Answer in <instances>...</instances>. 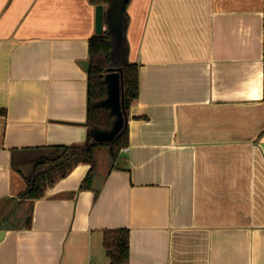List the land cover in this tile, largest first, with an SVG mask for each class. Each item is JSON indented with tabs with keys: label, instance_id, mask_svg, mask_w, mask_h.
Returning a JSON list of instances; mask_svg holds the SVG:
<instances>
[{
	"label": "crops",
	"instance_id": "1",
	"mask_svg": "<svg viewBox=\"0 0 264 264\" xmlns=\"http://www.w3.org/2000/svg\"><path fill=\"white\" fill-rule=\"evenodd\" d=\"M126 12L140 81L128 151L96 149L91 189V165L68 160L43 197L20 200L37 161L88 139L96 6L0 0V215L10 198L29 208L0 220V264H110L104 232L119 228L129 264H264V0Z\"/></svg>",
	"mask_w": 264,
	"mask_h": 264
},
{
	"label": "trees",
	"instance_id": "2",
	"mask_svg": "<svg viewBox=\"0 0 264 264\" xmlns=\"http://www.w3.org/2000/svg\"><path fill=\"white\" fill-rule=\"evenodd\" d=\"M93 5H108L110 0H89ZM129 22L127 12L125 13V28ZM105 24L107 20L105 18ZM88 68V139L83 145H63L56 147V155L37 161L32 174L27 178L28 187L20 194V200L38 199L45 195L46 187L53 183L51 172L53 168L63 166L66 161L74 160L78 163H88L91 168L82 181V189L94 187L96 174L95 151L98 148H107L112 160L115 161L120 152L129 145L128 123L113 141L96 142L93 136L95 130H110L116 119V115L104 104L108 96L106 74L111 67H121L124 77V106L127 113L131 105L138 99L140 93L139 65L128 59V46L125 38L121 43L115 40L109 28L102 34H95L89 40ZM4 110H0L3 114ZM16 199H7L1 209L0 220L14 206ZM32 220L29 221V227ZM8 228L7 226H3ZM104 247L110 264H129L130 260V231L127 228L107 229L104 232Z\"/></svg>",
	"mask_w": 264,
	"mask_h": 264
},
{
	"label": "water",
	"instance_id": "3",
	"mask_svg": "<svg viewBox=\"0 0 264 264\" xmlns=\"http://www.w3.org/2000/svg\"><path fill=\"white\" fill-rule=\"evenodd\" d=\"M130 0H110L109 6L105 9L104 5L96 6V32L102 34L104 32L105 18L110 33L119 43L124 39L125 13ZM89 68L90 62L84 63ZM106 82L108 86V96L104 100V104L111 109L116 115L114 125L110 130H95L93 136L96 142L113 141L128 123V113L124 106V77L121 67H111L106 74ZM88 124V123H87ZM5 230H0V241L5 236Z\"/></svg>",
	"mask_w": 264,
	"mask_h": 264
},
{
	"label": "rangeland",
	"instance_id": "4",
	"mask_svg": "<svg viewBox=\"0 0 264 264\" xmlns=\"http://www.w3.org/2000/svg\"><path fill=\"white\" fill-rule=\"evenodd\" d=\"M106 7H108V5H106ZM105 151H109L107 148H105ZM11 210H15V216L18 217L20 215H22V217H26L29 214V208L28 207H24V209L21 208V206L19 205H15L11 208ZM9 210L8 213L11 211ZM23 210L25 213H23ZM22 218V219H23ZM23 221V220H22Z\"/></svg>",
	"mask_w": 264,
	"mask_h": 264
},
{
	"label": "built area",
	"instance_id": "5",
	"mask_svg": "<svg viewBox=\"0 0 264 264\" xmlns=\"http://www.w3.org/2000/svg\"><path fill=\"white\" fill-rule=\"evenodd\" d=\"M125 150L128 151V147Z\"/></svg>",
	"mask_w": 264,
	"mask_h": 264
}]
</instances>
